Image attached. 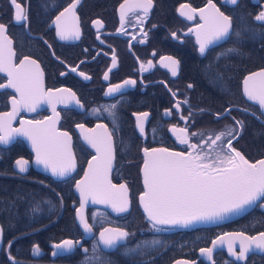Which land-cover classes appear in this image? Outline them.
<instances>
[{
  "label": "flooded vegetation",
  "instance_id": "1",
  "mask_svg": "<svg viewBox=\"0 0 264 264\" xmlns=\"http://www.w3.org/2000/svg\"><path fill=\"white\" fill-rule=\"evenodd\" d=\"M145 2L17 0L26 17L17 22L15 6L10 0H0V24L5 25L4 36L12 42L13 63L19 65L25 57L35 60L43 73L45 91L71 89L80 101V104L75 101L57 104L55 113L51 105L43 103L30 114L21 109L11 122L15 129L21 120L51 116L56 119L58 113V127L68 133L76 157L72 174L56 178L36 169L32 165L34 153L21 137L15 135L8 143H0V187L9 182L34 186V191L39 192L41 210L36 212L34 226L22 231L34 233L37 238L28 258L17 257L9 244L4 246L3 236L0 254L2 251L7 254L2 258L3 264H85V257L93 255L102 258L104 264H171L180 258L196 261L195 264H264V250L248 251L243 261L230 255L229 246L217 250L211 262L200 253L225 232L243 231L251 236L264 232V198L241 216L245 230L226 227L241 217L207 226L171 228L159 225L154 229L139 204L140 193L144 190L141 168L145 148L188 152L192 150L190 144L201 145L202 141L209 137L214 139L230 127L235 129L231 137L225 135L213 149L205 145L200 150L212 151L214 157L216 151H221L218 146L222 144L227 154V141L231 139L232 147L249 161L264 157V108L244 93V80L264 70V22L254 20L255 15L264 10V0H238L236 5L226 0H211L221 12L232 17L233 29L240 31L241 36L233 32L226 40L209 45L204 54L199 51L196 29L204 24L199 10L210 12L209 0H152L147 15L141 7ZM72 3H76L74 16H67L60 25L74 29L78 23L79 38L64 39L53 22ZM121 5H124L123 19ZM182 5L186 6L183 12L191 13L192 19L182 14ZM192 9L196 11L191 12ZM228 48L237 51L217 60V55ZM167 57L179 61L175 76L165 67L169 61L161 59ZM81 72L88 79L81 76ZM126 80L136 83L124 85ZM7 82V73L0 72V84L7 85ZM114 85L124 86L109 94V88ZM13 96L19 99L15 89L0 88V114L10 112ZM185 100L187 104L183 103ZM177 101L179 109L175 108ZM110 105H116L115 117L105 111ZM97 108L100 111L94 112ZM144 112L149 115L141 133L137 116ZM182 116L188 119L183 120ZM235 121H241L243 127ZM99 124L105 125L112 137V181L127 186L130 207L121 214L88 207L87 217L94 233L87 237L76 219L80 199L73 187L97 152L77 126L94 128ZM173 127L187 129L189 144L180 143L183 133L173 132ZM21 158L30 162L24 172L16 168L15 161ZM69 186L73 195L64 193ZM218 226L223 228L219 231ZM106 227L125 230L130 236L126 244H118L112 250L101 245L94 254L92 249L98 241V233ZM64 240L80 241V245L53 256L54 244ZM154 240L159 243L143 245L145 241ZM137 243L142 244L141 249L126 254L125 249L134 248ZM35 245L40 252L34 257ZM233 249L237 253L241 251L237 243H233Z\"/></svg>",
  "mask_w": 264,
  "mask_h": 264
},
{
  "label": "snow or ice",
  "instance_id": "2",
  "mask_svg": "<svg viewBox=\"0 0 264 264\" xmlns=\"http://www.w3.org/2000/svg\"><path fill=\"white\" fill-rule=\"evenodd\" d=\"M15 6V21L25 20L21 5L17 0H10ZM78 3L79 0H76ZM226 2L236 5L238 0H226ZM152 6V0H146L141 5L145 15ZM76 4L70 5L56 17V23L60 28L62 38H79V29H70L60 25L61 17L66 13H72ZM186 6L182 5V14L188 19L193 15L189 12H183ZM190 7V6H188ZM210 12L206 14L204 9H200V16L204 24L198 25L196 36L199 43L201 54L209 45L215 42L226 40L234 32L236 36H241V32L233 29L232 17L221 12L215 4L209 0ZM196 10L192 9L191 12ZM124 5H121V15L123 19ZM255 21L264 22V10H261L254 17ZM95 23L100 24V21ZM191 31V30H190ZM5 25L0 24V72L7 73V85L0 84V88H12L19 93V99L12 97V112L0 115V143H8L15 135L27 137L35 148V159L37 164H43L45 168L51 170L54 176L66 177L75 169V159L70 149V137L67 132L56 130V120L59 114L56 113V120L46 118L40 121H20L19 128H12L11 122L21 109L33 112L42 103L52 106L55 113L57 104H67L75 101L80 104L76 94L71 89L44 90L43 73L35 60L25 57L19 65L13 63L15 52L12 49V42L4 36ZM175 35V34H173ZM237 51L236 48H228L217 55L219 60L221 56ZM169 61L165 67L170 68L172 76L178 71L179 61L171 57L161 58ZM151 67V61L148 62ZM115 66V58H113ZM143 67V65H142ZM75 71V69H73ZM85 79H88L84 73H80ZM107 79V75H105ZM133 80L124 81V85L135 84ZM124 85H114L109 88L108 93H115ZM191 87V85H189ZM244 93L248 99L257 101L264 108V70L248 76L244 80ZM175 95V93H173ZM183 103L187 104L185 100ZM116 105L108 106L105 111L115 117L114 109ZM175 108H180V102L177 101ZM99 112L100 109H94ZM203 111V110H201ZM226 112L230 110L225 109ZM246 111V110H245ZM148 113H140L137 116V125L141 133L145 129V121ZM192 113H189L191 116ZM219 113L217 116L219 117ZM187 120L188 117H181ZM234 119V118H233ZM236 124L243 127L241 121H235ZM78 128L86 132L85 140L96 149L97 156L93 157L95 164L89 163V171L85 173L84 179L76 183V188L80 192L81 205L77 210L80 224L85 233L92 232V225L85 218L84 207L91 200L93 203L109 204L116 212H125L129 207L128 188L125 184L119 186L111 183L109 172L112 168L113 147L112 137L105 125H97V128L105 129L102 136L95 135V130L84 129V125H78ZM173 132L183 133L180 138L181 144H189L187 129L172 128ZM235 129L228 128L227 132H221L213 139L209 137L207 141H202L201 145L190 144L192 149L188 152H173L166 148H153L143 150V184L145 191L139 197L143 205L147 218L152 224V228L158 229L159 225H189L196 221H207L222 218L228 214L238 213L246 207L252 206L261 198H264V160L256 163L249 162L244 155L232 147L231 139L227 141V154L222 150V144L218 147L221 151H216L213 157L212 151H202L203 146L207 149H213L217 141L222 137L232 136ZM192 135H197L193 133ZM233 139L235 137H232ZM20 172L27 169L29 161L18 159L15 161ZM62 202V198H61ZM3 229L0 228V234ZM240 240L241 251L234 255L238 258H244L246 253L252 249L264 250V232L257 236H245L243 233L236 234ZM130 233L122 229L104 228L100 234L97 243L93 246L92 252L95 254L97 249L103 245L106 249H114L118 244H126ZM158 244L159 241L143 242V245ZM213 248L216 242L213 241ZM221 243L223 239L221 238ZM11 245V241L9 242ZM80 241L64 240L55 244L56 251L53 255H62L65 252L73 250ZM82 246V245H81ZM229 250L233 249V242H229ZM142 244L137 243L134 248H126L125 252L135 253L141 249ZM213 248L201 249L202 253L211 257ZM32 251L39 254L40 248L34 246ZM87 253L88 249H84ZM104 264L102 258L93 255L85 257V264ZM178 264H189L187 261L178 262Z\"/></svg>",
  "mask_w": 264,
  "mask_h": 264
},
{
  "label": "trees",
  "instance_id": "3",
  "mask_svg": "<svg viewBox=\"0 0 264 264\" xmlns=\"http://www.w3.org/2000/svg\"><path fill=\"white\" fill-rule=\"evenodd\" d=\"M33 187L11 182L6 183L4 187H0V222L4 229V246L11 241L9 249L14 247V254L21 258H28L30 247L37 240L34 233L24 234L22 232L26 227L34 226L37 220L36 216L38 217L36 212L41 211L39 209V192H35ZM64 189L66 190V188ZM64 193L73 195L72 187L69 186L67 192ZM69 216L72 215L70 214ZM242 219L241 217L233 223L230 222L226 227L245 230ZM68 220H71V218L69 217ZM64 226L66 225L63 224V229H65ZM218 227L220 231L221 226ZM50 235L51 233H48V236ZM6 257L5 251H2L0 254V264H3L2 258Z\"/></svg>",
  "mask_w": 264,
  "mask_h": 264
},
{
  "label": "water",
  "instance_id": "4",
  "mask_svg": "<svg viewBox=\"0 0 264 264\" xmlns=\"http://www.w3.org/2000/svg\"><path fill=\"white\" fill-rule=\"evenodd\" d=\"M72 4H74V3H72ZM71 4V5H72ZM76 4V3H75ZM70 6V5H69ZM68 6V7H69ZM68 7H66V8H68ZM65 8V9H66ZM76 8V7H75ZM64 9V10H65ZM64 10H62L61 12H64ZM74 11H75V9H74ZM60 12V13H61ZM60 13L57 15V16H59L60 15ZM74 14H75V12H74ZM67 16H72V13H66L65 14V16H63V17H61V21H60V23L67 17ZM53 24L54 25H56L57 26V29H58V31H60V28L58 27V25H57V23H56V18H55V20H54V22H53ZM62 26H64V25H62ZM80 28V26H79V24L77 23V25L74 27V29L75 28ZM59 36L61 37V35H60V33H59ZM62 38V37H61ZM70 38V37H69ZM68 39V38H67ZM43 87H44V80H43ZM47 103H43V105H46ZM37 110V109H36ZM35 110V111H36ZM25 111L27 112V113H33V112H29V111H27L26 109H25ZM10 112H12V109L10 110ZM10 112H8V113H10ZM20 112V111H19ZM18 112V113H19ZM5 114V113H4ZM0 115H2V114H0ZM47 118H52V119H54V120H56L55 118H54V116H51V117H47ZM46 119V118H45ZM45 119H41V120H45ZM26 121H40V120H26ZM58 121L59 120H56V124H55V127H56V130L57 131H59V132H65V131H63L62 129H60L59 127H58ZM100 125V124H99ZM103 125V124H102ZM20 127V126H19ZM18 127V128H19ZM107 128V127H106ZM85 130H88V129H93V130H95V135H98V134H100V135H103L102 133H104L105 132V129H103V128H97V127H94V128H88V127H86V128H84ZM79 131H80V133L82 134V136L84 137V139H85V135H86V132L84 131V130H81V129H79ZM107 132H109V129L107 128ZM16 136H18V137H21V138H23L24 140H25V142L27 143V145H28V147L31 149V151L34 153V158H33V161H32V165L36 168V169H39V170H41V171H43V172H46V173H49V174H51V175H53L52 174V172H51V170L50 169H48V168H45L44 167V165L43 164H37L36 163V159H35V148L33 147V145H32V143H31V141L27 138V137H25V136H23V135H16ZM91 146V145H90ZM70 149H71V153H72V155H73V157H74V159H75V165H76V157H75V153H74V150H73V147H72V142H71V139H70ZM169 151H173V152H177V151H174V150H171V149H168ZM95 151H96V149H95ZM97 152V151H96ZM95 156H97V154L95 155ZM113 157H114V150H113ZM246 158V157H245ZM248 160V159H247ZM259 160H264V157L263 158H261V159H259ZM259 160H257V161H259ZM249 161V160H248ZM257 161H255V162H252V161H249V162H251V163H256ZM89 163H93V164H95L96 163V161H93V158L90 160V162ZM89 165V164H88ZM113 165H114V158H113V161H112V167H113ZM30 166V162H29V164H28V166H27V168ZM16 168L18 169V166L16 165ZM75 168H76V166H75ZM142 169H143V165H142V168H141V174H142V182H143V171H142ZM19 170V169H18ZM27 170V169H26ZM111 170H112V168H111ZM74 171H75V169H74ZM74 171H72L70 174H72ZM89 171V167L87 166V168H86V170L84 171V173H83V175L76 181V183L77 182H79V181H82L83 179H84V176H85V173L86 172H88ZM69 174V175H70ZM54 176V175H53ZM54 177H56V178H60V177H58V176H54ZM109 179L111 180V183L112 184H114V185H117V184H115L113 181H112V178H111V171L109 172ZM76 183H75V185H74V187H73V189H74V192H75V194L79 197V199H80V201H79V206L77 207V209H76V219H77V222L79 223V225H80V227L82 228V230L84 231V229H83V226L80 224V221H79V218H78V215H77V210L78 209H80V205H81V202H82V200H81V196H80V192H79V190L76 188ZM117 186H119V185H117ZM143 187H144V184H143ZM145 191V188H144V190L140 193V196L142 195V193ZM139 196V197H140ZM129 199V198H128ZM139 204H140V206H141V208H142V210H143V212L146 214V216H147V213L145 212V210H144V208H143V205H142V203L140 202V200H139ZM255 204H253L252 206H249V207H246L244 210H241L240 212H238V213H234V214H228V215H226V216H224V217H222V218H218V219H215V220H207V221H196V222H193V223H191V224H189V225H187V226H185V225H161V226H165V227H171V228H189V227H199V226H207V225H214V224H221V223H224V222H228V221H232V220H235V219H237V218H239V217H241V216H243L244 214H245V212H247L249 209H251L253 206H254ZM101 207V208H104V209H107L108 211H110L111 213H113V214H121V213H123V212H116L112 207H111V205H109V204H101V203H93L91 200H89V202L85 205V207H84V214H85V218H86V220H87V222L89 223V221H88V217H87V209H88V207ZM129 207H130V201H129ZM128 207V208H129ZM90 224V223H89ZM0 228H2L3 229V227H2V224H1V222H0ZM106 228H113V227H106ZM113 229H117V228H113ZM103 230V229H102ZM101 230V231H102ZM100 231V232H101ZM100 232L98 233V238H99V234H100ZM93 229H92V232L91 233H86V236L87 237H90V236H92L93 235ZM239 233H243L245 236H251V235H249V234H247V233H245V232H243V231H230V232H225V233H222V234H220V235H218L215 239H213V241H215L216 242V246L213 248V241L211 242V244L208 246V247H205V248H202V249H207V248H213V251H212V254H211V257L209 258L208 257V255L207 254H205V253H202L201 252V250H200V253H201V257H205L206 259H208V261L209 262H211L212 261V255L217 251V250H219V249H223V248H225V247H227L228 245H229V242L231 241V242H233V243H237V244H239L240 245V240H239V238L237 237V235L236 234H239ZM259 233H261V232H259ZM259 233H256V234H254V235H252V236H257V235H259ZM3 236H4V231H2V234H0V252H1V249H2V245H3ZM221 238L223 239V243H221ZM61 243V242H60ZM55 244H58V243H55ZM54 244V245H55ZM36 246V245H35ZM102 247H103V245H102ZM104 248V247H103ZM104 249H106V248H104ZM106 250H112V249H106ZM258 251V252H261V251H263V250H261V249H256V248H252V249H250L249 250V252H251V251ZM54 251H56V249H54L53 250V252ZM53 252H52V254H53ZM69 252V251H68ZM229 252H230V255L233 257V258H235V259H237V260H239V261H243V260H245V257L244 258H238V255H234L233 253H236V254H238L237 252H235L234 251V249H232V251H230L229 250ZM37 254H35L33 251H32V256H36ZM54 256V255H53ZM183 261H187V262H189V264H195L196 263V261H191V260H188V259H185V258H180V259H176L175 261H173L171 264H178V262H183Z\"/></svg>",
  "mask_w": 264,
  "mask_h": 264
}]
</instances>
